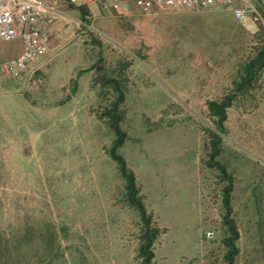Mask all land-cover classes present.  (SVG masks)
Segmentation results:
<instances>
[{"label":"rangeland","instance_id":"1","mask_svg":"<svg viewBox=\"0 0 264 264\" xmlns=\"http://www.w3.org/2000/svg\"><path fill=\"white\" fill-rule=\"evenodd\" d=\"M92 7L96 37L61 42L0 92V229L12 249L21 241L28 262L49 261L52 244L62 256L54 264H139L138 213L125 203L107 153L114 135L98 117L113 99V85L97 81L102 60L101 75L125 95L119 154L161 230L153 264H225L224 185L205 166L206 132L215 131L207 104L233 89L260 26L238 23L231 8ZM20 48L0 40L2 54ZM225 128L219 161L235 178L236 262L264 264V74Z\"/></svg>","mask_w":264,"mask_h":264},{"label":"trees","instance_id":"2","mask_svg":"<svg viewBox=\"0 0 264 264\" xmlns=\"http://www.w3.org/2000/svg\"><path fill=\"white\" fill-rule=\"evenodd\" d=\"M84 23L88 24L89 14L85 7L80 6ZM262 11V10H261ZM264 14V12H262ZM259 25V24H257ZM260 26L259 33L257 34L259 42L254 48V57L251 58L241 69L242 72L239 75L238 80L234 82L232 90L227 92L220 101H210L207 104L208 111L211 115L215 131L208 129V142L205 147L208 151V159L205 162V166L208 169L216 170L218 172L219 180L223 183L221 190L222 195V225L225 228V237L222 242L225 248L224 262L225 264H237L236 260L240 253V249L237 245L240 239V231L238 224L234 217V209L232 206V194L234 191L235 178L228 168L219 161V157L222 154V135H225L226 128L225 123L228 118V110L232 108L233 104L247 95H249L260 84L262 75L264 74V28ZM95 43H98L95 40ZM100 65L102 60H99ZM99 67V76L97 81H101L104 85H113L112 93L113 99L111 103L102 108L98 117L104 121L114 135V140L109 149H107L108 155L117 164L119 174L124 181V199L125 203L137 211L138 213V250L137 258L139 264H153L155 257L154 250L155 244L161 234V230L157 227L154 221L153 215L150 214L143 202L140 195V190L137 185L135 174L128 168L126 161L119 154V149L123 147L127 140V134L122 129L121 125L125 118V112L122 109L125 95L118 86V81L115 79H107L105 75H101L102 67ZM96 68V67H95ZM74 88L72 94L76 93L77 82L73 81ZM103 85V86H104ZM31 240L34 237L33 232L28 233ZM52 252L51 259L44 263V261H25L21 248V241L16 246L11 248L9 240L6 234L0 229V264H54V261L61 258L57 252H54L52 244H49Z\"/></svg>","mask_w":264,"mask_h":264},{"label":"built area","instance_id":"3","mask_svg":"<svg viewBox=\"0 0 264 264\" xmlns=\"http://www.w3.org/2000/svg\"><path fill=\"white\" fill-rule=\"evenodd\" d=\"M137 8L144 13L154 9L175 13L199 12L215 7L231 8L235 19L240 24L251 21L264 28V0H133ZM46 0H0V40L12 42L20 39L23 52L0 64V92L6 81L21 78L32 63L49 55V34L41 27L48 9ZM81 6L97 4L103 12L119 13L122 0H81ZM262 10V11H261ZM91 15V13H89ZM57 19V17L55 18ZM49 19L48 23H53ZM82 27V26H81ZM98 34L93 28H89ZM214 234L208 232L207 239Z\"/></svg>","mask_w":264,"mask_h":264},{"label":"crops","instance_id":"4","mask_svg":"<svg viewBox=\"0 0 264 264\" xmlns=\"http://www.w3.org/2000/svg\"><path fill=\"white\" fill-rule=\"evenodd\" d=\"M81 0H46L45 5L48 9V12L45 14L43 21L41 22V27L44 28L49 34V49L51 53L53 50L57 49L61 42L70 41L75 38H81L83 41L86 40L89 35L96 37L95 33L89 28H94V18L95 13L92 6H98L97 4H91L90 6L85 7L89 15V23L86 24L83 21L79 7L81 6ZM122 10L118 15L131 14L133 6H135L133 0H122ZM99 7V6H98ZM136 7V6H135ZM159 10V9H157ZM164 13L171 11L159 10ZM175 13V12H172ZM57 17V19H55ZM49 19H54L53 23H48ZM82 26V27H81ZM20 40V39H18ZM21 42V48L15 54H2L0 52V64L10 60L12 58L18 57L23 52V45ZM35 72L39 71V67H35ZM28 71L22 77H28ZM21 77V78H22ZM19 79V78H18ZM16 80V79H13ZM9 80L2 84V89L8 87L11 83ZM1 89V90H2Z\"/></svg>","mask_w":264,"mask_h":264}]
</instances>
